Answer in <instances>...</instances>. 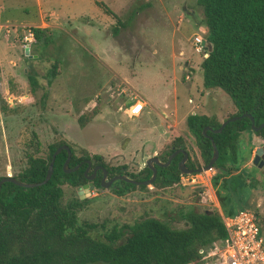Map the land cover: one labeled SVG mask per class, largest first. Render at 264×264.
<instances>
[{
  "label": "rangeland",
  "instance_id": "374dc122",
  "mask_svg": "<svg viewBox=\"0 0 264 264\" xmlns=\"http://www.w3.org/2000/svg\"><path fill=\"white\" fill-rule=\"evenodd\" d=\"M132 1L95 0L119 18ZM39 2L43 13L53 9L62 14L60 9L71 14L67 7H59L61 1ZM35 3V0H0L5 8L3 16L15 24L37 20ZM137 4L147 6L116 36L111 34L115 21L99 34L84 19L59 15L69 25L64 23L63 30L46 31L44 35L51 40L50 44L46 47L41 42L32 44V58L18 51L13 65L19 83L8 76L12 79L10 85L0 86V105L16 111L8 115L0 112V177L15 176L24 169L26 154L45 159L48 147L58 143L67 145L76 158L97 155L109 169L121 168L123 175H135L147 158L166 153L175 137L188 143L190 157H195L202 168L193 137L186 132V116L203 114L224 121L235 110L220 90L202 88L199 73L202 57L191 46L194 36L204 38L201 11L194 0H138ZM97 7L87 9L85 14L101 21V10ZM71 27H79L81 31ZM15 34L16 39L21 32L17 29ZM85 39L93 42L101 39L106 45L87 47ZM16 44L19 48L17 39ZM105 51H111L118 61L105 63ZM106 67L114 69L113 80H107ZM49 71L54 73L52 79ZM28 72L38 83L34 89L28 85ZM3 77L6 78V73ZM117 86L132 93L137 89L164 115L150 111L148 118L140 116L136 123L135 118L128 119L118 111L125 98L116 96ZM107 87L112 89V99L105 94ZM149 125L153 127L150 131ZM22 132L33 134L38 146L31 145L28 149L18 146L17 138ZM250 136L242 134L238 141V167L245 182L237 208L257 214L264 244V144L260 156L263 165L257 168L251 164L254 152L251 158L248 153L258 144ZM214 175L215 170L207 176L209 181L202 176L197 178L198 184L194 186H181L179 180V186L161 189L148 185L143 190L129 189L121 196L115 195L111 188L93 187L89 195H80L86 203L77 217L81 222L105 228L154 218L180 230L186 227V213L216 209L215 190L210 181ZM78 189L63 186L61 203L78 198Z\"/></svg>",
  "mask_w": 264,
  "mask_h": 264
},
{
  "label": "trees",
  "instance_id": "16d2710c",
  "mask_svg": "<svg viewBox=\"0 0 264 264\" xmlns=\"http://www.w3.org/2000/svg\"><path fill=\"white\" fill-rule=\"evenodd\" d=\"M137 2H131L122 18L97 3L115 21L111 29L113 36L127 27L135 15L147 6H138ZM194 2L202 14V40L207 47V57L202 58L199 65L202 88L206 91L220 90L230 99L235 113L226 119L246 114L258 127L264 122V0ZM32 30L35 43L41 42L44 47L51 43L44 35L45 30ZM31 73L28 72L27 80L34 89L38 83ZM53 76V71H49V78ZM0 112L8 115L16 111L1 104ZM219 125L216 120L204 115L192 114L185 118L186 131L193 137L202 168L211 158V142L217 150L218 157L212 165L215 175L210 180L211 186L221 214L232 216L241 210L237 207L245 182L244 174L238 167L240 135L249 133L264 141V126L252 132L249 120L240 118L227 123L220 133L202 134L205 127L216 130ZM16 144L26 149L31 145L38 146L35 136H28L26 132L18 135ZM61 145L64 143L50 145L45 159L26 154V167L12 177L22 183L41 182L51 155ZM178 150L187 155V169L200 168L197 159L190 157L188 143L182 137L173 138L167 152L158 155L157 159L165 163ZM181 158L182 154H177L168 166L155 167V179L150 185L161 189L179 186L182 176L177 170V163ZM65 159L64 151L54 158L51 177L42 186L20 188L9 182L1 184L0 264H199L202 261L199 249L225 240L221 218L215 209L186 213V227L180 230L169 228L154 218H141L130 225L110 228L79 221L77 214L86 201L76 197L62 204V187L79 188L87 183L83 177L85 161L100 166L108 175L123 174L121 168L109 169L97 155L76 158L71 149L68 168L80 166L66 174L62 169ZM101 176V171L96 172L93 187H100ZM127 177L143 182L151 177V172L144 166L135 175ZM119 184L116 190L111 188L117 196L132 188H147L123 182Z\"/></svg>",
  "mask_w": 264,
  "mask_h": 264
},
{
  "label": "built area",
  "instance_id": "2783aa9c",
  "mask_svg": "<svg viewBox=\"0 0 264 264\" xmlns=\"http://www.w3.org/2000/svg\"><path fill=\"white\" fill-rule=\"evenodd\" d=\"M17 29L21 32L20 36L16 38L20 51L23 56L28 57L31 46L35 43L33 28L0 25V30H4L6 35L10 31L15 34ZM191 46L194 52L200 54L202 58L207 57L206 44L199 36L193 37ZM184 79L188 80V77L185 76ZM115 91L116 96H124V103H128L126 106L122 104L118 111H121L129 119L138 117L144 108L143 103L136 99L132 95L133 93L125 87L120 88V86H117ZM105 94H108V98H113V92L110 87L106 88ZM188 102L190 103V101ZM210 172L212 173L213 169L182 176L180 184L181 186H194L198 184L196 179H201V176L206 181H209L207 176H209ZM183 180L184 183H181ZM220 218L225 232V240L214 243L210 247L199 249L198 255L202 258L199 264H264V244L260 236L257 214L250 210L241 209L232 216L220 215Z\"/></svg>",
  "mask_w": 264,
  "mask_h": 264
},
{
  "label": "crops",
  "instance_id": "0c3cea01",
  "mask_svg": "<svg viewBox=\"0 0 264 264\" xmlns=\"http://www.w3.org/2000/svg\"><path fill=\"white\" fill-rule=\"evenodd\" d=\"M40 0H35V7L37 9L36 11V18L37 20L35 21H27V22H22L20 24H15L12 20H8L7 18H5L3 16L4 12H5V8L4 6L0 5V25L2 26H23V27H29V28H33V29H41V30H45V31H56V30H63V25L64 23L67 24V21H65L64 18H59V15H63V17H65V15H74V19L78 20H85L86 25H90L93 26L94 29V33H103L105 32L107 29V26L109 24H112L111 21H114L110 16L108 17V15H106L103 10L100 7H97V4L95 2V0H58L61 2H58L59 7H61V5L65 6L68 8V11L71 14H65L64 11L62 10H58L61 11L62 14H59L57 11L55 12L53 9L52 10H45V12L43 13V11L41 10V6H40ZM51 1V0H50ZM124 1V0H123ZM94 6V7H93ZM105 6V5H104ZM99 8L101 10V21H98L97 19H92L87 17V15L85 14L87 9L92 10L93 8ZM106 7V6H105ZM107 8V7H106ZM110 11V10H109ZM95 21H97L95 23ZM100 24H102V26L100 27ZM69 25V24H67ZM98 26V27H97ZM72 30H77L78 32H80L81 30L79 29V27H71ZM83 32V31H82ZM85 36V34L83 35ZM15 34L13 31H10L7 35L5 34L4 30H0V86L4 87V85H6L7 83V87H8V82L10 80L13 79L14 83H19L20 79L18 78V76L14 73V65L15 64V60L14 58H16V54L18 53V51L20 52L17 44H16V39H15ZM85 45L87 47H92L97 46V47H105L106 42L104 40H99L96 42H93L91 39H85ZM110 45L108 44L107 47H109ZM31 52V51H30ZM106 54H104V62L107 64L110 63H116L118 60H116V57L113 58V54L111 53V51H105ZM22 54V53H21ZM32 54L33 52L30 53L31 56H29L28 58H32ZM36 56H34L35 58ZM111 67H106V73H107V80L111 79L113 80V77L115 76L114 74V69H110ZM3 73V74H2ZM6 73V78L3 77ZM8 73V74H7ZM10 78H7V77ZM136 91L133 92L135 94V98L139 99L143 105L144 108L142 110V112L139 114L138 117L135 118V123L137 120H139L140 116H144V118H148L150 111H152L155 115L156 114H163V112L159 111L158 108L155 107L154 103L152 101H150V99L148 98V96L144 95V96H140V92L137 91V89H135ZM4 93L7 92L5 89H3ZM206 91V90H204ZM138 93V94H137ZM125 102V100H124ZM191 102V101H190ZM124 105H128V103H124ZM232 109H234L233 105L231 106ZM144 110H146V112H144ZM149 110V111H148ZM192 115V114H190ZM198 115H203V114H198ZM206 116V115H204ZM187 117V116H186ZM208 117V116H206ZM129 119V118H128ZM218 123H222V120H216ZM151 129H153V127L151 125L147 126V130L150 131ZM187 132V131H186ZM245 134L246 137L250 136L246 133ZM159 136V135H158ZM250 140H252L253 142H255L256 144H258V146L253 147L251 152H250V158L253 155V152L255 151V149H257L258 147L263 148V146L261 144H264V141L251 135L249 137ZM248 164V162H247ZM217 204V202H215ZM215 206V205H214ZM219 215L221 214V211L219 209L218 204L216 205V209H215Z\"/></svg>",
  "mask_w": 264,
  "mask_h": 264
},
{
  "label": "water",
  "instance_id": "95a60500",
  "mask_svg": "<svg viewBox=\"0 0 264 264\" xmlns=\"http://www.w3.org/2000/svg\"><path fill=\"white\" fill-rule=\"evenodd\" d=\"M240 118H247L250 122V130L252 132H256L258 131L262 126H264V122L259 125L258 127H255L254 126V123H253V119L249 116V115H246V114H242L240 116H237V117H231L229 119H226L225 121H223L222 123H220L219 127L216 129V130H213L211 127H205L203 130H202V134H205V132H213V133H220L221 130L223 129V127L227 124V123H230V122H233L237 119H240ZM211 147H212V155H211V158L208 162V164L204 167V168H199L197 170H190V169H187L185 167V162H186V158H187V155L184 151L182 150H178V151H175L173 152L166 160L165 163H161L157 157H149L146 159L145 163H144V166L147 167V169L151 172V177L146 180V181H143V182H136L130 178H128L126 175H119V176H113L109 181H106V176H107V173L104 169H102L101 167H94L92 170H91V173L90 175H88V173L90 172V161H85V164H86V167L83 171V177L85 179V181L87 183L81 185L78 189V192H77V195H78V199L80 201L83 200V197H81L80 195L85 193L87 195H89V191L91 188H93V184H92V181L94 180L95 176H96V172L98 170H100L102 172V176H101V179L99 181V186L100 188H109V186L113 183V182H123V183H127V184H131V185H136V186H148L150 185L153 180L155 179V175H156V170H155V167H166L169 165L170 161L172 160V158L174 156H176L177 154H182V158L180 159V161L177 163V170L179 172V174L181 176H185V175H191V174H196V173H199L201 172L202 170L203 171H207L209 169H212V165L213 163L216 161L217 157H218V154H217V150L214 146V144L211 142ZM61 151H64L65 152V155H66V159L62 165V169H63V172L68 174V173H71V172H74L76 171L80 164L75 166L74 168H68V162H69V159H70V149L67 145H61L59 146L54 152L53 154L51 155V159H50V162L48 164V167H47V171H46V174L44 176V179L39 182V183H22L16 179H14L13 177L11 176H6L2 179H0V187H1V184L5 183V182H9L17 187H20V188H34V187H39V186H42L44 184H46L50 177H51V174H52V168H53V162H54V158L61 152ZM263 153V148H257L255 149L254 151V156L251 160V164L254 165L255 167L257 168H261L262 165H263V162L261 161L260 159V156L262 155Z\"/></svg>",
  "mask_w": 264,
  "mask_h": 264
},
{
  "label": "flooded vegetation",
  "instance_id": "af4514ba",
  "mask_svg": "<svg viewBox=\"0 0 264 264\" xmlns=\"http://www.w3.org/2000/svg\"><path fill=\"white\" fill-rule=\"evenodd\" d=\"M94 167H100V166H98V165H93L92 163H90V172H89V173H91V170H92ZM98 171H100V170H98ZM98 171H97V172H98ZM113 176H119V175H108V173H107L106 181H109ZM116 185H120L119 182H113V183L109 186V188H114Z\"/></svg>",
  "mask_w": 264,
  "mask_h": 264
}]
</instances>
